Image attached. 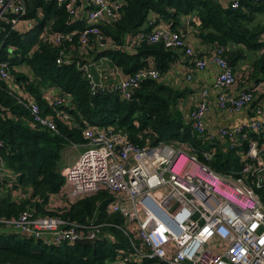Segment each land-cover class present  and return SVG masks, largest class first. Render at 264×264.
<instances>
[{
  "label": "trees",
  "instance_id": "1",
  "mask_svg": "<svg viewBox=\"0 0 264 264\" xmlns=\"http://www.w3.org/2000/svg\"><path fill=\"white\" fill-rule=\"evenodd\" d=\"M26 1L28 12L24 17L33 20V25L21 31L3 22L0 32V59L11 60L13 75L11 79L0 78V139L4 141L0 155L8 168L7 175H0V216L19 215L30 209L36 214L78 222H114L127 227L135 243L145 250L147 247L140 243L132 224L118 211L108 209L115 197L108 188L72 202L66 197L63 152L68 145L86 142L85 127L116 125L140 144L188 141L202 160L225 175L240 172L241 156L237 148L225 150L216 140H208L192 127L186 111L177 106L179 98L186 95L185 90L151 77L141 80L129 98L107 86L95 92L82 65L107 58L125 76L146 67H156L164 74L178 56L176 49L162 41L148 40L126 48L138 31L149 30L142 27L154 12L158 15L156 21L163 19L177 30H181L183 16L189 15V23L196 27L197 34L204 41L223 47V54L234 67L246 56L245 49L258 53L264 47V22L257 16L264 11V0H242L237 8L219 0H124L119 16L99 23L106 39L118 47H102L94 41L82 44L79 32L85 28L84 20L69 23L68 11L54 0ZM59 31L77 32L73 41L59 45L53 39ZM62 49L70 62L57 61ZM254 65L255 69L264 70V52L256 55ZM51 86L71 95V105L60 104L68 110L69 118L57 116L52 102L44 96ZM25 92L40 104L43 114L55 117L57 130L34 121L18 98ZM263 134L249 132V137L262 142ZM248 144L249 139L237 147L245 149ZM205 150H215L210 160L206 159ZM257 180L256 174L249 175V181L264 199V187L257 186ZM5 188L8 191L2 194ZM14 190L19 194L14 195ZM2 226L0 264H117L120 252L132 249L129 235L114 225L103 227L104 235L94 243L72 244H47L18 230H1ZM142 261L140 264H151L157 259L144 257Z\"/></svg>",
  "mask_w": 264,
  "mask_h": 264
},
{
  "label": "built area",
  "instance_id": "2",
  "mask_svg": "<svg viewBox=\"0 0 264 264\" xmlns=\"http://www.w3.org/2000/svg\"><path fill=\"white\" fill-rule=\"evenodd\" d=\"M69 13V23L85 21L79 32L81 43L91 41L102 47H118L109 42L99 23L117 17L124 0H54ZM242 0H229L232 7H239ZM258 1V0H255ZM28 12L26 0H0V32L3 22L12 29L23 31L33 25V20L24 16ZM190 22V18L188 19ZM151 29L138 31L127 43L143 40L163 42L165 46L180 49L192 58L199 69L209 64L219 67L213 83L218 91V104L231 112L241 111L250 104L255 93L252 88H240L235 93L238 80L231 61L223 54V47L214 45L208 56H199L182 30H177L164 21L151 20ZM77 31H59L53 39L59 45L73 41ZM62 49L57 61L70 62ZM91 63L82 67L96 86ZM97 65V63H95ZM156 67H146L101 87L119 92L129 98L132 90L145 78H161ZM11 60L0 59V78L11 79ZM210 87L201 89L191 111L192 127L210 141L218 137L205 122L210 108ZM51 102L57 116L67 119L66 108L72 97L60 90L51 92ZM19 100L30 110L34 121L50 130H57L55 117L43 114L40 104L25 92ZM61 104V105H60ZM264 129V102L256 105L253 119L235 128L221 127L219 134L231 138L230 146H236L238 138L249 139L247 148L241 151L242 168L237 174H221L208 161L202 160L196 148L188 141L168 142L160 140L140 144L116 125H89L84 128L85 149L62 169L64 188L69 202L108 188L114 199L108 209L118 211L132 224L136 236L147 249L136 244L124 225L114 222H78L57 215H40L26 209L19 215L0 216V225L17 228L23 233L42 239L47 244L75 243L80 238H95L104 235L103 227L114 225L129 235L130 251H122L117 264H140L144 257H154L157 264H264V199L249 181L256 174L257 186L264 187V144L249 132L260 133ZM242 142V141H241ZM4 141L0 139V146ZM214 150H205L207 160ZM7 165L0 155V175H7ZM11 181V180H10ZM12 184V181L9 182Z\"/></svg>",
  "mask_w": 264,
  "mask_h": 264
},
{
  "label": "crops",
  "instance_id": "3",
  "mask_svg": "<svg viewBox=\"0 0 264 264\" xmlns=\"http://www.w3.org/2000/svg\"><path fill=\"white\" fill-rule=\"evenodd\" d=\"M223 4H229V0H219ZM257 16L264 22V11L258 13ZM189 15L183 16V23L180 26V29L183 31L187 40L194 46L197 54L199 56H208L211 54L213 46L211 43L204 41L198 34L197 30H195V26L189 23ZM158 15L154 12H151L149 15V20L143 25L142 29H151L153 24H151V20H157ZM193 19L194 15L192 16ZM198 24L199 21L196 20ZM261 38L264 40V29L261 32ZM178 56L172 62L171 67L164 74H161L160 78L164 82L174 86L175 88L182 89L186 91V95L179 98L177 102V106L182 110L186 111L187 120H190L191 111L196 103V100L199 96V93L202 88L210 87V108L207 111L205 122L206 126L210 131L216 132L218 137L216 142L223 147V149H231L237 148L238 154L241 156V151L243 148H238L237 145L243 141L242 139L234 138L236 140L237 145L230 146L231 138L224 137L219 134V130L221 127H226L229 129H233L238 125L248 124L255 115V107L258 104L264 102V70L262 67H258L255 69L254 60L256 59V55L260 52H264V47L258 53L255 51H251L245 49L246 56L241 58L237 64L234 65V69L237 73L238 80L234 85V91L237 93L240 91V88H252L255 93L254 100L246 105L241 111L231 112L227 109L221 108L218 104V94L219 91L213 87V83L216 80L218 75L219 67L216 64H209L203 69H199L194 60L190 58L184 51L180 49H176ZM231 61V60H230ZM97 69L101 76L102 83H106L113 81L114 78H122L124 77V73L121 68L113 66L107 58H102L97 63ZM62 91L58 86H51L46 89L44 92V96L51 101V92L54 91ZM71 96L70 94H68ZM264 133V129L260 132ZM264 138V134H263ZM260 143L264 144V140ZM85 142L74 143L71 148L76 149L72 151L75 158L80 154L79 147H84ZM216 149L215 146H213ZM215 151V150H214ZM70 149L65 150L63 152V157L61 160L62 169L70 164L73 160L68 156ZM14 195H18L19 191L14 190ZM18 230L17 228H15ZM20 231V230H18ZM157 264V262L151 263ZM161 264V263H160Z\"/></svg>",
  "mask_w": 264,
  "mask_h": 264
},
{
  "label": "water",
  "instance_id": "4",
  "mask_svg": "<svg viewBox=\"0 0 264 264\" xmlns=\"http://www.w3.org/2000/svg\"><path fill=\"white\" fill-rule=\"evenodd\" d=\"M91 67V72L93 73V77L95 79L96 82V86H95V92H98L100 90V86H101V76L99 74V71L97 69V65L95 63H91L90 65ZM96 241L95 238H80L78 239V242L80 243H94Z\"/></svg>",
  "mask_w": 264,
  "mask_h": 264
},
{
  "label": "rangeland",
  "instance_id": "5",
  "mask_svg": "<svg viewBox=\"0 0 264 264\" xmlns=\"http://www.w3.org/2000/svg\"><path fill=\"white\" fill-rule=\"evenodd\" d=\"M68 149H70V152H69L68 156L70 157L71 160H73L75 158V156L73 155L72 151H75L76 149L71 148L70 145H68L65 150H68ZM78 149L80 151H82V150L85 149V146L84 147H79ZM261 175H262V177H264V170L261 171ZM1 191H2L1 192L2 194H5L8 190L5 188V189H3ZM1 230H4V231H8V230L9 231H13V230H16V229L14 227H12V226L4 225V226L1 227Z\"/></svg>",
  "mask_w": 264,
  "mask_h": 264
}]
</instances>
